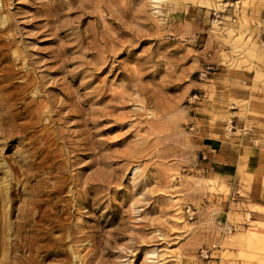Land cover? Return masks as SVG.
<instances>
[{"label":"rangeland","instance_id":"obj_1","mask_svg":"<svg viewBox=\"0 0 264 264\" xmlns=\"http://www.w3.org/2000/svg\"><path fill=\"white\" fill-rule=\"evenodd\" d=\"M1 5L0 255L30 225L16 262L264 264V222L231 204V99L264 116V0Z\"/></svg>","mask_w":264,"mask_h":264},{"label":"crops","instance_id":"obj_2","mask_svg":"<svg viewBox=\"0 0 264 264\" xmlns=\"http://www.w3.org/2000/svg\"><path fill=\"white\" fill-rule=\"evenodd\" d=\"M235 99H231V204L241 201L251 206L252 222H264V116L251 117L245 110V121H239ZM242 131L246 134L236 137ZM235 214L239 212L231 209V215Z\"/></svg>","mask_w":264,"mask_h":264},{"label":"bare ground","instance_id":"obj_3","mask_svg":"<svg viewBox=\"0 0 264 264\" xmlns=\"http://www.w3.org/2000/svg\"><path fill=\"white\" fill-rule=\"evenodd\" d=\"M3 9H4V7L2 6L0 10H3ZM2 23H3V21H2ZM9 26H10V24H8V23L3 24L0 27V32L6 31L9 28ZM5 41H6L5 38H3V37L0 36V42H5ZM5 44L2 45V46H0V53H2V55H3V57L0 59V62L7 61L8 60V56L5 53L2 52V50L6 49V45ZM7 46H8V44H7ZM2 80H5V79H2ZM42 204L43 203L41 201H38L36 203L37 207H40V208H41ZM40 208L37 209V211H36L35 214H31L30 216H29V214H27V218H28V219H26V222L27 223L30 222V220H34L35 223L36 222H40V223L41 222H48V223L51 222V220L49 219V216L50 215L49 214H47V215H41ZM26 227L27 228H25V229H22V228H19L18 227L15 230V234H16L15 235V238L13 239V241H11L9 244H7V246H8L7 247V252L5 254H1L0 255L2 257L1 260H0V262L6 264L8 262V261H6L7 260L6 259L7 258V254H8V258H10L11 261H13V259H15V263L14 262H11L9 260L10 263H8V264H37L36 263V260L34 258H31L30 256L24 257L22 259V262H20V263L19 262H16L17 259L19 258V256L16 254V251H18L17 248H16L17 243H33V242L42 240V237H39L38 236V233H35L33 235H30L29 234L30 232H32L31 228H29V227H31L30 225L29 226L26 225ZM50 229L52 230V229H55V228L51 227ZM55 242H56V240H52V243H55ZM2 249H3V247H2ZM39 251L40 250L37 248V253H39ZM47 253H48V251H46L45 252V255L41 256L40 258H43L44 256H46ZM11 255L13 256L12 259L10 257Z\"/></svg>","mask_w":264,"mask_h":264}]
</instances>
